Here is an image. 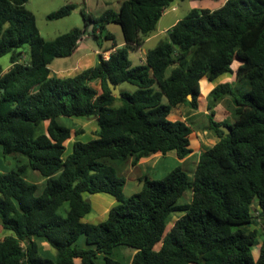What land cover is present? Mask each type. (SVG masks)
<instances>
[{"label":"trees","instance_id":"trees-1","mask_svg":"<svg viewBox=\"0 0 264 264\" xmlns=\"http://www.w3.org/2000/svg\"><path fill=\"white\" fill-rule=\"evenodd\" d=\"M26 1L0 0V57L9 58L5 71L0 65V147L4 158L16 161L0 172V226L6 233L0 264H121L113 257L119 246L133 249L128 264H264V229L252 228L264 217V0L189 9L139 63L130 59L128 46L142 47L173 0H121L117 10L96 17L80 8L83 26L53 39L40 34ZM75 8L67 3L47 18ZM110 23L121 28V47L105 30ZM85 33L99 47L104 39L116 48L74 75L52 74V60L71 56ZM235 59L241 61L236 79L247 90L236 95L224 82L208 93L205 128L217 141L200 152L191 175L181 164L159 178L144 175L139 190L125 198V179L110 162L189 156L190 122L169 119V113L181 105L197 110L201 78L232 72ZM107 79L134 88H119L117 98ZM227 96L232 123L213 118ZM60 116L95 118L96 137L73 142L63 157L65 142L80 128L60 124ZM43 121L46 132L35 135ZM29 169L44 181H28ZM186 190L189 200L181 202ZM84 193H105L117 204L105 220L85 222L92 207ZM81 235L86 247L79 245Z\"/></svg>","mask_w":264,"mask_h":264},{"label":"rangeland","instance_id":"rangeland-1","mask_svg":"<svg viewBox=\"0 0 264 264\" xmlns=\"http://www.w3.org/2000/svg\"><path fill=\"white\" fill-rule=\"evenodd\" d=\"M191 2L192 0H173L171 4L164 9L160 19L158 20L155 29L149 36L144 40L142 47L139 49L128 46V55L133 63H137L139 58L145 54V52L154 47L161 39H165L167 32H163L165 28H169L172 24H174L178 19L183 18L186 13L191 9ZM73 3L76 5V8L67 16L60 17L57 19H48L47 15L60 8L61 6ZM197 7L199 8L200 5L204 4V0L198 1ZM119 5V0H27L25 6L27 9L31 10L36 17V23L39 29L40 34L45 39H53L57 35L64 33L70 30L73 27H82L83 26V19L80 15L79 9L83 8L86 13L96 17L100 15L105 9L111 8L113 10H117ZM106 31L111 32L119 47L123 45V34L121 28L116 23H110L106 26ZM101 47L96 45V40H94L89 34H83L80 41L78 48L73 52L71 56L67 57H59L52 60L49 67L51 69V73L59 76V77H66L70 76L71 74H75V72H79L80 70L91 66V64L95 63L98 58V54H102L104 57H107L108 54L113 51L115 48H111V42L102 39ZM118 47V45H117ZM85 54V55H84ZM84 55V56H81ZM81 56V57H80ZM95 57V58H94ZM94 61V62H93ZM237 59H235L231 65V68L237 63ZM240 62V61H239ZM241 63V62H240ZM92 64V65H93ZM0 65L2 67H6L9 65V58L8 55L0 57ZM76 66L75 69H71L73 66ZM229 74V73H227ZM235 80L232 83V89L235 91L236 95H240V93L247 90L246 86L240 81L236 79V74L233 72ZM205 77V76H204ZM218 76L216 79H218ZM213 84H216V81H212ZM201 85V80H200ZM134 87L128 83H122L121 89L131 90ZM199 103V100H198ZM223 106L221 109L227 110V114L225 115L227 118V122L234 121V115L232 114V98L227 96L223 102ZM118 104V103H116ZM184 106V105H181ZM179 106V107H181ZM187 107V106H184ZM183 110V109H182ZM229 110V111H228ZM190 112V110H189ZM174 111H170L169 119H172L174 116ZM184 115V114H183ZM186 115H188L186 113ZM174 120V119H172ZM190 125L193 129V132L197 135L198 139L196 142L200 141L202 149H205L211 146L216 138L213 136L211 132H207L205 126L208 125V120L206 115L198 114L188 120ZM58 122L62 125H65L71 128L73 131L75 129H79L78 132L73 133L72 136L65 142V150L63 152V157L67 156L72 151V145L75 141L80 142H87L92 140L96 137L95 131L97 130L98 126L96 123V119L93 117L87 116H60L58 117ZM47 122H41L38 127L36 128L35 135H39L46 132ZM191 138H193L192 142L195 141L194 136L191 134ZM201 149V148H200ZM203 151V150H202ZM197 154L195 151L190 155L189 161L180 163L179 159L175 157V155L168 153L166 154L165 158L163 159L161 164H158L153 160L155 163V168L148 166V168L141 166L140 168H132L128 164H122L117 162H110V164L114 167L116 174L121 175L125 179V185L123 194L124 197L127 198L134 192H137L141 187V183L137 180V175H146L148 172L149 175L156 174V176H152L153 178H159L162 176L166 171L173 169L178 164H181L182 167L186 169V171L191 175L192 171L195 168V160H197ZM152 162V163H153ZM16 161L15 159L4 158L1 154V147H0V172H8L11 169L15 168ZM157 165V166H156ZM148 169V170H147ZM162 171V172H161ZM161 172V175L160 173ZM146 173V174H145ZM25 178L30 182L42 183L44 178L35 170H27L25 173ZM104 195V196H102ZM191 193L190 190H186L181 197L180 201L189 200ZM84 198H86L91 204V212L84 216L83 221L89 222L92 224H96L100 221L106 219V214H101L99 216L98 212L100 210L99 206L104 202L101 197H110V199H114L108 194L105 193H95V194H83ZM106 199V198H105ZM114 204L111 205L109 208L113 207L117 204L116 200L114 199ZM109 206V205H108ZM67 207L66 203H63L60 212L63 214V210ZM255 207H257V201L255 200L252 204V210L254 214H257ZM178 215L176 214L175 217ZM101 218V219H100ZM252 228H255L258 232H263L264 229V217H260L259 219L256 218V222L252 224ZM5 231L0 226V239L5 235ZM261 238L258 239L261 242ZM79 245L86 247L84 244V236L81 235L79 238ZM260 244V243H259ZM257 244L253 247L252 252L254 255L257 254V248L259 246ZM41 246L45 248V250L51 251L50 254L54 255L55 251L47 246V244L42 243ZM159 247V243L155 246V248ZM133 249L126 247V246H119L116 248L113 257L121 264H128L131 258V254ZM78 262V259H75Z\"/></svg>","mask_w":264,"mask_h":264},{"label":"crops","instance_id":"crops-1","mask_svg":"<svg viewBox=\"0 0 264 264\" xmlns=\"http://www.w3.org/2000/svg\"><path fill=\"white\" fill-rule=\"evenodd\" d=\"M198 1H201V0H192V2H191V6L190 7H197L196 5L198 4L197 2ZM120 2H121V0H119V4H120ZM225 2V0H204V4H202V5H200L199 6V8H208V9H215V8H218V7H220L223 3ZM119 6V5H118ZM118 9V8H117ZM173 25V24H172ZM171 25V26H172ZM170 26V27H171ZM169 27V28H170ZM169 28H165V30L163 31V32H167V30L169 29ZM79 45V44H78ZM118 47H119V44H118ZM78 48V47H77ZM76 48V49H77ZM75 49V50H76ZM140 49V48H139ZM73 54V53H72ZM85 55V54H84ZM84 55H81V56H84ZM80 56V57H81ZM144 57H145V54L144 55H142L140 58H139V61L137 62V63H139V62H142L143 60H144ZM95 58V57H94ZM238 60V59H237ZM94 62V61H93ZM241 62V61H240ZM240 62L239 61H237V63H236V65L234 66V68H231L232 69V72H230L229 74H222V75H220V77L218 78V79H214V80H208L206 77H202L201 78V85H200V96L198 97V100H199V103H198V109L197 110H194V111H190L189 112V108L188 107H184V106H181V107H178V108H174L172 111H174V116H172V119H182V120H184V119H187V120H189L190 118H192V117H194V116H196V115H198V114H203V115H206L208 112H207V96H208V93L217 85V84H220V83H224V82H233V80H235V78H234V75L232 74L233 72L236 74V69H237V67H238V65L240 64ZM93 64V63H92ZM91 64V65H92ZM8 68V66H6L5 68H4V71L6 70ZM76 68V66L74 65L71 69H75ZM75 73H77V72H75ZM71 75H74V74H71ZM70 75V76H71ZM212 81H216V84H213V82ZM199 84H200V82H199ZM119 88L121 89V84L119 85ZM223 101H221V102H219V103H217L216 104V106L214 107V111H215V114H214V116H213V118L215 119V120H217V121H220V120H223V119H227V118H225L226 116V114L228 113L227 112V110H224V109H221L222 107L221 106H223L222 103ZM183 109V110H182ZM229 111V110H228ZM186 113L188 114V115H186ZM184 114V115H183ZM207 132H211L210 130H206ZM212 133V132H211ZM213 134V133H212ZM192 135L194 136V139H195V141L193 142L194 144H193V151H195V153H198L197 154V158H198V155L200 154V152L203 150L202 149V146H201V143H200V141H198V142H196V139H198V137H197V135L193 132L192 133ZM213 136L216 138V140H215V142L217 141V137L213 134ZM214 142V143H215ZM213 143V144H214ZM201 148V149H200ZM193 153V152H192ZM191 153V154H192ZM190 154V155H191ZM190 155L189 156H187L186 158H184V159H182V160H179L180 161V163H183V165H184V163L185 162H188L189 161V157H190ZM165 156H167V155H161V154H155V155H151V156H149V157H147V158H142V159H140L138 162H137V164L136 165H131V162L130 161H128V165L132 168V170L133 169H135V168H140L141 166H143V167H147L148 168V166H149V168L150 167H154L155 168V163L153 162V160H155V162L157 163V165L158 164H161L162 163V161H163V159L165 158ZM196 161L197 160H195V162L194 163H196ZM153 162V163H152ZM156 165V166H157ZM148 170V169H147ZM162 172V171H161ZM161 172H159L160 173V175H161ZM142 173V172H141ZM140 173V174H141ZM147 173V174H146ZM145 174L146 175H148V176H150V177H152V176H156V174H153V175H149L148 174V172H146ZM137 175V180L139 179V178H141L142 176H144V174L143 175ZM102 196H104V195H102ZM112 197V196H111ZM102 198V200L104 201L103 203H102V201H101V204H100V206H99V209L98 210H100L99 212H98V214H99V216L101 215V214H108V211H109V207L111 206V205H113L114 204V199H110V197H101ZM116 200V199H115ZM117 202V201H116ZM109 205V206H108ZM107 217V216H106ZM101 219V218H100ZM83 220V219H82Z\"/></svg>","mask_w":264,"mask_h":264},{"label":"water","instance_id":"water-1","mask_svg":"<svg viewBox=\"0 0 264 264\" xmlns=\"http://www.w3.org/2000/svg\"><path fill=\"white\" fill-rule=\"evenodd\" d=\"M88 32H92V23L89 24ZM107 85L110 89V92L112 95H114L117 98H120L122 96L118 84H114L110 79H107ZM187 99H191L190 95H187ZM219 128L224 132V134H227L230 132V129L225 125H220Z\"/></svg>","mask_w":264,"mask_h":264}]
</instances>
